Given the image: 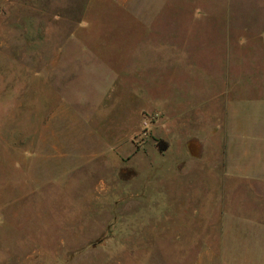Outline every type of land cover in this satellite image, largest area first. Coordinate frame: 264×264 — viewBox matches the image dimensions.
<instances>
[{
  "label": "rangeland",
  "instance_id": "1",
  "mask_svg": "<svg viewBox=\"0 0 264 264\" xmlns=\"http://www.w3.org/2000/svg\"><path fill=\"white\" fill-rule=\"evenodd\" d=\"M263 229L264 0H0V264H264Z\"/></svg>",
  "mask_w": 264,
  "mask_h": 264
},
{
  "label": "crops",
  "instance_id": "2",
  "mask_svg": "<svg viewBox=\"0 0 264 264\" xmlns=\"http://www.w3.org/2000/svg\"><path fill=\"white\" fill-rule=\"evenodd\" d=\"M254 162L252 161L251 163H249V165H248V167H246V171L248 172L247 174H253V175H257V174H259L260 172H258V173H253L254 172V170L256 169V168H258V165H255V164H253ZM258 163V162H257ZM259 239L260 240H264V229L260 232V234H259ZM262 251V253H259V254H262V255H264V247L261 249Z\"/></svg>",
  "mask_w": 264,
  "mask_h": 264
}]
</instances>
